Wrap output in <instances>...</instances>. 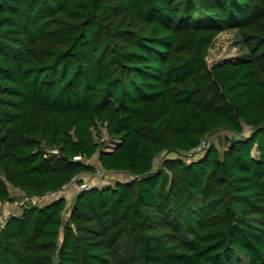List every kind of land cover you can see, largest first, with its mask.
Here are the masks:
<instances>
[{"label": "trees", "instance_id": "trees-1", "mask_svg": "<svg viewBox=\"0 0 264 264\" xmlns=\"http://www.w3.org/2000/svg\"><path fill=\"white\" fill-rule=\"evenodd\" d=\"M95 156L134 177L24 203L0 264H264V0H0V202Z\"/></svg>", "mask_w": 264, "mask_h": 264}, {"label": "rangeland", "instance_id": "rangeland-1", "mask_svg": "<svg viewBox=\"0 0 264 264\" xmlns=\"http://www.w3.org/2000/svg\"><path fill=\"white\" fill-rule=\"evenodd\" d=\"M248 53L247 48L245 47V45L241 42L240 36L236 31H225L223 33H221L213 47L210 50V53L208 55V63L209 65H212L216 62H220V61H224L226 59H230V58H234L237 56H245ZM247 133H249V129H247L246 131ZM102 135H103V139L107 140V144L108 148H113L115 146V143L112 142V139L109 138L108 133H107V129L105 127L102 128ZM226 132L221 133V135H218L217 133H215L214 135L211 136V139L213 142H216L217 144H223L224 147L228 146L229 143L226 140ZM105 148V147H104ZM105 148V149H106ZM254 155L256 157H258L257 151H254ZM167 156L166 152L161 153L156 160V166H158L161 161ZM189 158H193L192 156H188ZM90 163L96 165L98 164V159L97 156L93 157L92 159L89 160ZM131 175L129 173H117V172H107L105 174H103V185L104 184H114L117 180H129L131 179ZM88 179H90V181L95 182V178L91 175L88 176ZM75 186V191L74 194H76L78 192V186L77 184H74ZM17 193H19V191H15ZM66 193L67 189L63 190L62 193ZM76 192V193H75ZM68 195H70L71 193L68 191ZM57 194H49L47 197L41 199V200H34L33 198H28L26 196H22L20 202H15V203H5V204H1L0 203V224L6 220L11 214H18L22 211V205L28 201H32L33 203H38V204H45L47 201L55 198ZM73 198V197H71ZM71 198L69 200H71Z\"/></svg>", "mask_w": 264, "mask_h": 264}, {"label": "built area", "instance_id": "built-area-1", "mask_svg": "<svg viewBox=\"0 0 264 264\" xmlns=\"http://www.w3.org/2000/svg\"><path fill=\"white\" fill-rule=\"evenodd\" d=\"M212 135H214V134L207 135L198 146L193 148L188 153L189 156L198 157L201 154H203L205 152V150L208 148V146L213 142L212 139H211ZM108 149H110V148H108ZM95 166H96V170H95L94 173H91V174L82 173V174H80L78 176H75L72 179V182L70 184H77L78 191L84 190V189H89V188H91L93 186H101V185H103V174L107 173L108 171H106L104 169V167L102 166V164L99 161H98V164H96ZM91 175L96 179L95 182H92V181H90V179H88V176H91ZM131 177L133 178L134 176L131 175ZM70 184L66 185L64 187V189H66ZM60 192H62V191H60ZM60 192H50L49 194H53V195L57 194L55 197H58V196L61 195ZM49 194H47V195H45L43 197L34 196V197H31V198H33L34 200H41V199L47 197ZM28 198H30V197H28ZM4 222H5V220L2 222V225H3Z\"/></svg>", "mask_w": 264, "mask_h": 264}, {"label": "crops", "instance_id": "crops-1", "mask_svg": "<svg viewBox=\"0 0 264 264\" xmlns=\"http://www.w3.org/2000/svg\"><path fill=\"white\" fill-rule=\"evenodd\" d=\"M113 148H111V149H108V150H112ZM113 173V172H112ZM117 173H120V174H123V173H126V172H117ZM89 174H91V173H89ZM67 192L65 193H62L63 195H65L67 198H71V197H74L75 196V194H74V191H75V186H74V184H70L67 188ZM63 190H65V189H63ZM62 190V191H63ZM68 191L71 193L70 195H72V196H69L68 194ZM76 193V192H75ZM72 199V198H71ZM1 203V202H0ZM2 204V203H1Z\"/></svg>", "mask_w": 264, "mask_h": 264}]
</instances>
